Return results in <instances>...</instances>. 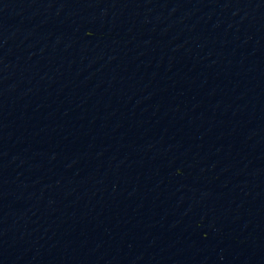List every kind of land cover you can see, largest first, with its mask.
Segmentation results:
<instances>
[{"label":"water","instance_id":"obj_1","mask_svg":"<svg viewBox=\"0 0 264 264\" xmlns=\"http://www.w3.org/2000/svg\"><path fill=\"white\" fill-rule=\"evenodd\" d=\"M0 264H264V0H0Z\"/></svg>","mask_w":264,"mask_h":264}]
</instances>
